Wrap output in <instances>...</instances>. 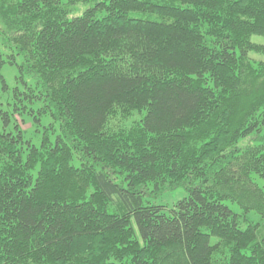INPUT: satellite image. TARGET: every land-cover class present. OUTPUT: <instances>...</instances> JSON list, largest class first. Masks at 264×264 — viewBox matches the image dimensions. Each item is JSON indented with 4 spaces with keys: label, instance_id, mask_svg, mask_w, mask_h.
I'll list each match as a JSON object with an SVG mask.
<instances>
[{
    "label": "trees",
    "instance_id": "1",
    "mask_svg": "<svg viewBox=\"0 0 264 264\" xmlns=\"http://www.w3.org/2000/svg\"><path fill=\"white\" fill-rule=\"evenodd\" d=\"M253 35L264 0H0V264H264ZM15 115L52 122L34 144Z\"/></svg>",
    "mask_w": 264,
    "mask_h": 264
},
{
    "label": "rangeland",
    "instance_id": "2",
    "mask_svg": "<svg viewBox=\"0 0 264 264\" xmlns=\"http://www.w3.org/2000/svg\"><path fill=\"white\" fill-rule=\"evenodd\" d=\"M90 6V4H86V5H79L78 7V12L87 7ZM78 12L76 14H78ZM132 16L135 17H141V18H151L154 19L155 16L148 14V13H138V12H133L131 13ZM253 41L255 42H261L264 44V37L262 36H257V35H253L251 38ZM0 51L2 53H4V55L7 53V51L2 47L1 45V37H0ZM255 60H264V56H260V55H251ZM1 75L3 76L7 87L9 88V90L7 92L1 91V86H0V103H2L3 105H5V103H11L12 101V97H11V90L14 87L18 86L20 87V85L17 84V71L16 68L14 66H10L8 64H5L2 66L1 69ZM29 82H34V78L33 77H29ZM17 118V123L20 125L21 129L23 128L24 130V137L27 140H31L34 144H38L40 137H41V132L43 131V128H41V126H47L48 124H50L52 122V119L46 115V116H42L40 118V123L41 125H37L34 124L33 119H31V117H28L26 115H23L22 117H18L17 115H15ZM119 119V118H117ZM117 119H113L111 120V122H109L110 126H115L118 125V120ZM137 119L136 115L130 117L129 119L126 120H120L121 124H126L129 125L132 120ZM53 126H54V132L57 131V123L53 122ZM264 133V128L261 131V135ZM256 144L257 140H256V134H252L249 135L247 137H244L242 139H240L238 141V146L239 147H244L248 144ZM252 179L254 182H256L259 186H264V177H259L257 175L252 174ZM152 186L148 185V194L145 196L144 201L146 200L147 202H151L153 204L156 205H162L164 207V212L169 214L170 213V209L173 207L174 203L185 197L187 195L186 190L183 187H176L174 189H167V188H161L160 191H157L158 193H156L155 191H151ZM151 191V192H149ZM226 204L234 211L240 212L241 210L239 209V207L235 204L232 203L230 201H226ZM248 219L249 221L252 222H260L261 218L260 216L255 213L254 211L249 212L248 213Z\"/></svg>",
    "mask_w": 264,
    "mask_h": 264
}]
</instances>
